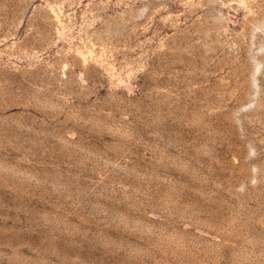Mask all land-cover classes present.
<instances>
[{"label": "rangeland", "instance_id": "1", "mask_svg": "<svg viewBox=\"0 0 264 264\" xmlns=\"http://www.w3.org/2000/svg\"><path fill=\"white\" fill-rule=\"evenodd\" d=\"M0 264H264V0H0Z\"/></svg>", "mask_w": 264, "mask_h": 264}]
</instances>
